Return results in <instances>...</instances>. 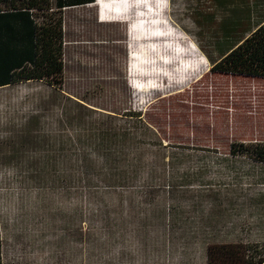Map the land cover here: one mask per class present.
I'll use <instances>...</instances> for the list:
<instances>
[{"label": "rangeland", "instance_id": "1", "mask_svg": "<svg viewBox=\"0 0 264 264\" xmlns=\"http://www.w3.org/2000/svg\"><path fill=\"white\" fill-rule=\"evenodd\" d=\"M94 1L63 9L60 87L0 88L2 264H207L210 243L264 244V77L205 55L264 0Z\"/></svg>", "mask_w": 264, "mask_h": 264}, {"label": "trees", "instance_id": "2", "mask_svg": "<svg viewBox=\"0 0 264 264\" xmlns=\"http://www.w3.org/2000/svg\"><path fill=\"white\" fill-rule=\"evenodd\" d=\"M90 1L93 0H0V85L41 80L60 87L63 6ZM116 6L129 4L116 3ZM205 55L211 62V70L264 77V16L217 57L212 58L207 52ZM257 143L258 157L264 159V144ZM6 240L0 223V264ZM262 248L264 244L210 243L206 249L207 264H264Z\"/></svg>", "mask_w": 264, "mask_h": 264}, {"label": "crops", "instance_id": "3", "mask_svg": "<svg viewBox=\"0 0 264 264\" xmlns=\"http://www.w3.org/2000/svg\"><path fill=\"white\" fill-rule=\"evenodd\" d=\"M131 1L132 0H125V2H123V1H121V0H95L94 2L95 3H97V4H99V6H100V4H102V3H104V4H106L107 2H113V3H123V4H131ZM86 3V2H85ZM79 4H84V3H79ZM74 5H78V4H74ZM74 5H68V6H74ZM64 7H66V6H63V9H64ZM2 19H0V21H1ZM65 43H66V41H65V39H64V50H65ZM65 53V52H64ZM64 56V55H63ZM3 86H6V85H0V88L1 87H3ZM221 243H245V242H242V241H229V242H221ZM259 246H263V244H258Z\"/></svg>", "mask_w": 264, "mask_h": 264}]
</instances>
